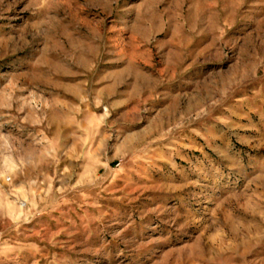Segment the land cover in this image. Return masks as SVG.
I'll use <instances>...</instances> for the list:
<instances>
[{
  "label": "rangeland",
  "instance_id": "obj_1",
  "mask_svg": "<svg viewBox=\"0 0 264 264\" xmlns=\"http://www.w3.org/2000/svg\"><path fill=\"white\" fill-rule=\"evenodd\" d=\"M0 264H264V0H0Z\"/></svg>",
  "mask_w": 264,
  "mask_h": 264
}]
</instances>
